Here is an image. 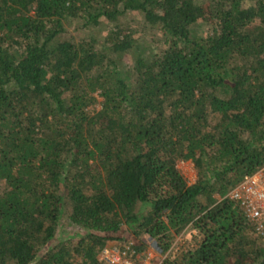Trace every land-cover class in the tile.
I'll return each mask as SVG.
<instances>
[{
    "label": "trees",
    "instance_id": "obj_1",
    "mask_svg": "<svg viewBox=\"0 0 264 264\" xmlns=\"http://www.w3.org/2000/svg\"><path fill=\"white\" fill-rule=\"evenodd\" d=\"M263 165L264 0H0V264H264Z\"/></svg>",
    "mask_w": 264,
    "mask_h": 264
},
{
    "label": "built area",
    "instance_id": "obj_2",
    "mask_svg": "<svg viewBox=\"0 0 264 264\" xmlns=\"http://www.w3.org/2000/svg\"><path fill=\"white\" fill-rule=\"evenodd\" d=\"M227 195L241 203L248 215L256 221V228L264 233V165L247 175ZM132 244L133 241L123 246L118 244L105 246L100 252L99 259L103 264H150L152 252H147L145 260L138 261ZM157 264H163V260Z\"/></svg>",
    "mask_w": 264,
    "mask_h": 264
},
{
    "label": "rangeland",
    "instance_id": "obj_3",
    "mask_svg": "<svg viewBox=\"0 0 264 264\" xmlns=\"http://www.w3.org/2000/svg\"><path fill=\"white\" fill-rule=\"evenodd\" d=\"M101 107L100 103L96 104V108ZM179 166L188 180L194 181L196 178V170L194 168V163L191 160H180ZM65 232L71 234H80L81 230L78 229L76 225L65 226ZM61 231V230H60ZM62 232V231H61ZM197 230L189 227L184 229L182 232L177 233L172 241L171 247L166 252H161L157 246V242L154 239H150V245L148 246L146 252L143 256L137 257L138 261L142 259L145 260L149 251L152 252L151 258L149 260L150 264H157L160 260H163L166 256H174L183 247L193 246L196 243Z\"/></svg>",
    "mask_w": 264,
    "mask_h": 264
}]
</instances>
